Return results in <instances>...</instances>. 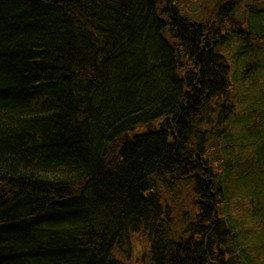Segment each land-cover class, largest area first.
I'll use <instances>...</instances> for the list:
<instances>
[{
	"label": "trees",
	"instance_id": "trees-1",
	"mask_svg": "<svg viewBox=\"0 0 264 264\" xmlns=\"http://www.w3.org/2000/svg\"><path fill=\"white\" fill-rule=\"evenodd\" d=\"M163 1L0 0V264H264V8Z\"/></svg>",
	"mask_w": 264,
	"mask_h": 264
},
{
	"label": "rangeland",
	"instance_id": "rangeland-1",
	"mask_svg": "<svg viewBox=\"0 0 264 264\" xmlns=\"http://www.w3.org/2000/svg\"><path fill=\"white\" fill-rule=\"evenodd\" d=\"M160 1L162 2L163 0H160ZM181 1H182V4H185L186 5V6H184V5L183 6L185 8H187V12L192 17H195V18H198L199 17L198 18L199 20H204V19L208 20V18L210 17V14L213 11L216 10L215 4H214L215 3L214 0H181ZM177 4H178V1L176 2V0H175V2L173 1V3H172V5H174V6H176ZM254 5H257L259 7L262 6V8H264V0H240V2L238 3V6H239V8H240L241 11L242 10L244 11L245 10V7H247V6H254ZM241 13L242 12H239L238 17H241V15H240ZM252 53H253V51H251V48H250L249 55L244 56V59L245 60H244L243 66H245V65H247L249 63V56ZM246 59L248 60V62L246 61ZM160 123H162V121H160ZM160 123L159 122L158 123H153V124L149 125L148 128H152V130L160 129L161 128L160 127L161 125L163 127V123L161 125H160ZM120 140H121V142H123L124 141V136L121 137ZM167 202H168V205H171L170 207L176 211L175 215L179 219L178 214L181 212V210L178 209V206L177 205L176 206L173 205L172 202L169 203L168 198H167ZM184 211L191 212V207H190L189 204H186V206L184 208ZM255 231H259V230L256 229ZM136 249H135V253H136V255L138 254L137 258L133 257L128 263L129 264H149L148 259L146 260L141 255L142 252H140L139 250L137 252Z\"/></svg>",
	"mask_w": 264,
	"mask_h": 264
},
{
	"label": "bare ground",
	"instance_id": "bare-ground-1",
	"mask_svg": "<svg viewBox=\"0 0 264 264\" xmlns=\"http://www.w3.org/2000/svg\"><path fill=\"white\" fill-rule=\"evenodd\" d=\"M214 1H215L214 4H215L216 8L222 9V8H224L227 5V3L225 1H223V0H214ZM162 123H164V119L162 120ZM126 134H128V133H126Z\"/></svg>",
	"mask_w": 264,
	"mask_h": 264
},
{
	"label": "water",
	"instance_id": "water-1",
	"mask_svg": "<svg viewBox=\"0 0 264 264\" xmlns=\"http://www.w3.org/2000/svg\"><path fill=\"white\" fill-rule=\"evenodd\" d=\"M154 2H157L158 0H153ZM160 124H162V123H160ZM125 138H129V135L128 134H126L125 135Z\"/></svg>",
	"mask_w": 264,
	"mask_h": 264
},
{
	"label": "flooded vegetation",
	"instance_id": "flooded-vegetation-1",
	"mask_svg": "<svg viewBox=\"0 0 264 264\" xmlns=\"http://www.w3.org/2000/svg\"><path fill=\"white\" fill-rule=\"evenodd\" d=\"M158 1H160V0H158Z\"/></svg>",
	"mask_w": 264,
	"mask_h": 264
}]
</instances>
